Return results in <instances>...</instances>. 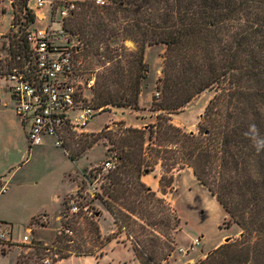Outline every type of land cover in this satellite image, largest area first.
<instances>
[{
  "label": "trees",
  "instance_id": "trees-1",
  "mask_svg": "<svg viewBox=\"0 0 264 264\" xmlns=\"http://www.w3.org/2000/svg\"><path fill=\"white\" fill-rule=\"evenodd\" d=\"M29 1L19 0L25 13L23 20L15 16L12 20L18 29L9 47L27 48L26 31L36 22ZM64 27L71 42H80L76 79L87 70L90 74L99 70L92 88L83 87L90 100L85 91L82 102L94 116L132 111L146 125L126 129L128 136L120 140L108 138L115 168L108 171L109 182L97 188L91 202L99 200L115 225L137 233V238L147 231L153 234L156 227H169L170 222L157 218L166 201L143 177L160 165L159 183L165 195L174 188L177 175L190 169L241 231L196 264H264V149L253 146L250 129L255 125L264 138V0H106L102 6L83 0ZM127 42L133 48H127ZM154 47L164 50L162 77L153 87L159 96L145 104L142 99L152 89L147 49ZM207 91L214 95L198 134L176 126L172 116ZM144 112L154 122L146 123L148 117L140 114ZM21 124L28 138L26 124ZM63 149L68 152L67 146ZM69 157L77 161L75 155ZM158 208L160 212L155 211ZM100 216L95 211L89 226ZM69 222L64 228L74 235ZM95 231V247L85 251L72 247L73 236L65 230L51 247L38 242L26 247L38 249L44 261L41 254L56 249L60 254L53 260L56 264L71 256L103 255L107 244L120 239L116 235L104 242L99 226ZM159 234L167 238V233ZM153 235L150 247H133L140 264H160L158 257L164 255L166 260L172 253L167 244L165 251L157 250ZM25 261V256L17 257V264Z\"/></svg>",
  "mask_w": 264,
  "mask_h": 264
},
{
  "label": "rangeland",
  "instance_id": "rangeland-1",
  "mask_svg": "<svg viewBox=\"0 0 264 264\" xmlns=\"http://www.w3.org/2000/svg\"><path fill=\"white\" fill-rule=\"evenodd\" d=\"M44 1L45 6L38 9L37 0H30L29 9L37 14L44 13L48 18L51 0ZM24 13L20 9L19 0H0V15L5 14L0 23V33L9 32L12 18L15 16L18 20H23ZM46 23L47 20L37 22L34 27H43ZM54 27L59 29L60 25L55 24ZM126 46L133 48L134 45L127 42ZM147 50V63L151 71L148 84L153 89H150L148 93L153 95H145L142 99V103L145 104L153 96H159L153 87L162 77L161 57L164 53L161 47ZM98 71L97 69L95 73L90 74L87 70L85 74L79 76V82H82L84 87L87 81L92 80L95 83L94 76ZM87 89L89 90V87ZM88 90H84L86 96ZM213 95V91H207L196 97L180 113L172 116L173 123L187 133L198 134L201 118ZM87 99L90 100L89 94ZM140 114L148 117L146 123H152L155 120L150 118L149 112ZM137 116L139 115L132 111L105 112L94 116L86 127V133L69 134L72 137L67 139L66 146L68 154L77 157V161L73 162L63 148H57L54 145L52 139H47L43 146L29 150V140L16 111L15 103L7 87L0 83V178L4 177L2 183L6 187V193L0 196V234H5L9 243L0 244V264H17V257L21 255L26 257V264H45L44 260L38 257L40 256L38 249L26 246L38 242L51 247L56 235L62 232L68 221L75 230L72 235L74 240L72 247H79V251L95 247L96 226H99L104 242L116 235L120 239L107 244L103 255L71 256L56 264H140L133 247H150L148 241L154 236L153 234L158 242L157 250L165 251L163 247L167 244L172 252L166 260L164 255H161V258L158 257L160 264H196L205 259L206 254L213 251L215 247L233 238L238 230L241 232L229 219L216 198L198 182L190 169H185L177 175L174 188L168 189L165 195L161 193V189L158 192V195L165 199L166 206L163 205L165 211L159 213L157 218H167L166 222H170L169 227L158 226L155 228L156 233L147 231L145 235L137 238V233L136 235L129 233L125 228H121V225H115L114 219L106 220L108 216L106 208L99 200L91 202L95 195L92 197L90 191L94 188L99 189L102 184L109 182L105 178L108 171H100L107 161L114 162L112 159L114 151H108V149L113 150L114 147L108 138L120 140L127 137L126 129L142 123ZM104 129L105 133H103ZM84 169L83 173L86 175L83 177L80 173ZM75 173L82 178L81 180L72 179L77 182L78 189L65 196L61 205L64 192L69 190L68 175ZM152 174L148 178L151 183L155 177L160 179V165ZM93 192L96 193L95 190ZM72 199L77 200L82 206H88L94 212L101 213L97 223L89 226L88 223L91 222L88 221L92 218L82 215L74 218L70 216L68 209ZM155 211L160 212V209ZM41 212L50 217L43 214L33 220V216ZM58 216L59 219H57ZM109 216L112 218L111 215ZM176 218L179 219L177 223ZM27 227L33 229L32 244L21 242ZM159 233H167V238ZM195 240H199L200 243L191 250ZM3 251L6 255H3ZM57 252L56 249H52L43 252L41 256L48 261V264H52L53 260L60 256L55 254Z\"/></svg>",
  "mask_w": 264,
  "mask_h": 264
},
{
  "label": "built area",
  "instance_id": "built-area-1",
  "mask_svg": "<svg viewBox=\"0 0 264 264\" xmlns=\"http://www.w3.org/2000/svg\"><path fill=\"white\" fill-rule=\"evenodd\" d=\"M105 2L96 0L99 6L105 5ZM45 4L44 0H37L38 9ZM49 4L48 18L44 13L37 14L34 11L35 24L46 20L47 23L38 28L34 25L26 31L25 50L9 47L14 40L12 34L18 29L13 28L12 22L9 32L0 33V83L7 87L21 122L28 126V139L32 148L42 146L47 138L52 139L57 148H64L69 134L87 132L86 127L95 113L82 102L86 98L83 95L84 84L76 79L79 73L77 68L81 64L78 59L80 42H71L64 27L65 20L77 11L78 2L51 0ZM4 16L0 15V23ZM55 24H59L60 28L56 29ZM93 84L92 80L87 81L86 87L92 88ZM114 168V162L107 161L102 169L110 171ZM94 190L99 192L97 188ZM93 191H90L92 197L96 194ZM4 193L6 187L0 186V196ZM68 213L70 216L94 217V211L80 205L75 199L70 201ZM64 230L66 234L72 235L70 228ZM32 234V227H27L21 242L32 244ZM7 243V236L1 233L0 244ZM199 243V240H195L190 249L194 250ZM44 263L48 264V261Z\"/></svg>",
  "mask_w": 264,
  "mask_h": 264
},
{
  "label": "crops",
  "instance_id": "crops-1",
  "mask_svg": "<svg viewBox=\"0 0 264 264\" xmlns=\"http://www.w3.org/2000/svg\"><path fill=\"white\" fill-rule=\"evenodd\" d=\"M144 126H146V125H144V124H140V125H135V126H132L133 128H142V127H144ZM26 128L28 129V126L26 125ZM89 132V131H88ZM26 135H27V132H26ZM48 139V138H47ZM47 139L44 141V144L43 145H45V142L47 141ZM42 145V146H43ZM67 153V155L69 156V154H68V152H66ZM71 159V158H70ZM73 161V160H72ZM73 162H76V161H73ZM91 169V168H90ZM83 172H85V169H84V171H82L80 174H82V176L84 177L85 175H86V173H83ZM151 175H153V174H150V175H147V176H145V177H143V181L145 182V184L147 185V186H149L154 192H159V190H160V183H159V177H155L154 178V180L152 181V183L149 181V179L148 178H150L151 177ZM73 178H77V180L79 179V180H81L82 178H80L79 177V174L78 173H75V174H70V175H68V183H67V187H69V190L68 191H66V192H64V194H63V196H62V200H61V205H62V202H63V199H64V197L65 196H67V195H69V194H71V193H73L74 191H76L77 189H78V186H77V182H75V181H73L72 179ZM4 181V177L3 178H0V186H3V182ZM45 212V211H44ZM43 214H46V213H43V212H41V213H39L38 215H36V216H33V220L35 219V218H37V217H39V216H41V215H43ZM47 216H49L48 214H46ZM50 217V216H49ZM112 217V216H111ZM57 219H59V216L57 217ZM111 219L113 220V217L112 218H110V216L108 215V216H106V220L107 221H111ZM219 246V245H218ZM216 248V247H215Z\"/></svg>",
  "mask_w": 264,
  "mask_h": 264
},
{
  "label": "clouds",
  "instance_id": "clouds-1",
  "mask_svg": "<svg viewBox=\"0 0 264 264\" xmlns=\"http://www.w3.org/2000/svg\"><path fill=\"white\" fill-rule=\"evenodd\" d=\"M250 129L254 133V135L252 137L253 146L257 149V151L264 149V138L259 137L258 129H256V126L250 125Z\"/></svg>",
  "mask_w": 264,
  "mask_h": 264
},
{
  "label": "water",
  "instance_id": "water-1",
  "mask_svg": "<svg viewBox=\"0 0 264 264\" xmlns=\"http://www.w3.org/2000/svg\"><path fill=\"white\" fill-rule=\"evenodd\" d=\"M229 239H231V238H229ZM229 239L225 240V242H228V241H229Z\"/></svg>",
  "mask_w": 264,
  "mask_h": 264
}]
</instances>
